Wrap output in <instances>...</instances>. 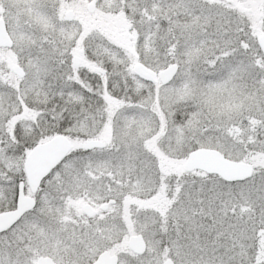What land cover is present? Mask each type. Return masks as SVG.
Listing matches in <instances>:
<instances>
[{
	"label": "snow or ice",
	"instance_id": "obj_1",
	"mask_svg": "<svg viewBox=\"0 0 264 264\" xmlns=\"http://www.w3.org/2000/svg\"><path fill=\"white\" fill-rule=\"evenodd\" d=\"M0 264H264V0H0Z\"/></svg>",
	"mask_w": 264,
	"mask_h": 264
}]
</instances>
